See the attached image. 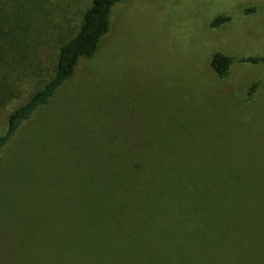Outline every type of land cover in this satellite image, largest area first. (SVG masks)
Segmentation results:
<instances>
[{"label":"rangeland","instance_id":"1","mask_svg":"<svg viewBox=\"0 0 264 264\" xmlns=\"http://www.w3.org/2000/svg\"><path fill=\"white\" fill-rule=\"evenodd\" d=\"M92 1L0 0V24L15 44L0 55V133L54 74ZM220 14L232 19L212 27ZM218 51L235 58L226 78L211 66ZM250 56H264V0L115 5L97 52L0 152V264H17V246L31 240L30 197L37 224L55 190L64 195L89 176L110 183L113 163L144 161L153 171L160 158L144 153L157 150L170 162L211 163L209 176L224 181V220L205 239L155 241L112 263L264 264V62L239 60Z\"/></svg>","mask_w":264,"mask_h":264},{"label":"trees","instance_id":"2","mask_svg":"<svg viewBox=\"0 0 264 264\" xmlns=\"http://www.w3.org/2000/svg\"><path fill=\"white\" fill-rule=\"evenodd\" d=\"M122 1H92L77 33L60 46L54 74L9 114L6 129L0 133V152L22 125L52 100L74 74L79 61L97 52L111 30L113 9ZM231 19L229 14H220L211 26L218 27ZM0 39L5 42L0 55L7 46H15L11 29L1 24ZM234 60L218 51L212 56L211 66L220 78H226ZM239 60L258 63L264 62V56ZM259 84L255 82L248 95ZM174 150H170L172 156L177 155ZM154 153L160 160L154 159L158 167L152 165L153 171L144 166V161L113 163L116 173L110 183L106 178L89 176L79 182L78 188L66 187L64 195L55 190L50 207L37 224L30 197L26 204L33 223L29 229L31 240L17 246V264H113L117 257L144 253L155 241L207 238L208 227L224 220V181L209 176L211 163L170 162L162 160L158 150L144 155ZM214 162V166L223 168L222 161ZM32 180H27V187H32L28 183Z\"/></svg>","mask_w":264,"mask_h":264}]
</instances>
